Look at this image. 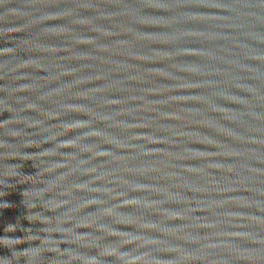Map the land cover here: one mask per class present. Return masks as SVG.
I'll use <instances>...</instances> for the list:
<instances>
[{"label": "water", "instance_id": "water-1", "mask_svg": "<svg viewBox=\"0 0 264 264\" xmlns=\"http://www.w3.org/2000/svg\"><path fill=\"white\" fill-rule=\"evenodd\" d=\"M0 264H264V0H0Z\"/></svg>", "mask_w": 264, "mask_h": 264}]
</instances>
